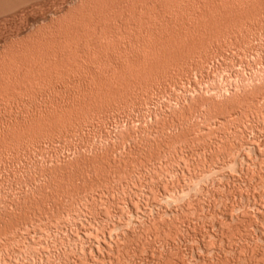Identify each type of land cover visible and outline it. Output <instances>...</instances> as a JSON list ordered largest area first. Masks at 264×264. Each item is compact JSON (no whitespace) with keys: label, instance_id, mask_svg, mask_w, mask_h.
I'll use <instances>...</instances> for the list:
<instances>
[{"label":"rangeland","instance_id":"1","mask_svg":"<svg viewBox=\"0 0 264 264\" xmlns=\"http://www.w3.org/2000/svg\"><path fill=\"white\" fill-rule=\"evenodd\" d=\"M80 3L0 0V264H264V0Z\"/></svg>","mask_w":264,"mask_h":264},{"label":"bare ground","instance_id":"2","mask_svg":"<svg viewBox=\"0 0 264 264\" xmlns=\"http://www.w3.org/2000/svg\"><path fill=\"white\" fill-rule=\"evenodd\" d=\"M89 1H90V0H80V2H81L80 5H85V4L88 3ZM76 2H77V1H76ZM74 3H75V2H74ZM73 5H74V4H73ZM74 6H75V5H74ZM75 7H79V6H75ZM66 12H68V11H65V12L62 11V12H60V13L62 14V16H61L62 18L65 17V16L67 15ZM58 15H59V14H58ZM202 16H203V15H202ZM56 17H57V16H56ZM61 17H58L57 20H58V19H61ZM204 18H205V17H204ZM145 66H146V65H145Z\"/></svg>","mask_w":264,"mask_h":264}]
</instances>
